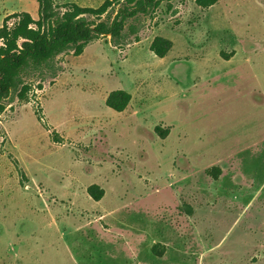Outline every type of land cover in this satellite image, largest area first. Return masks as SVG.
<instances>
[{"label":"rangeland","instance_id":"rangeland-1","mask_svg":"<svg viewBox=\"0 0 264 264\" xmlns=\"http://www.w3.org/2000/svg\"><path fill=\"white\" fill-rule=\"evenodd\" d=\"M21 12L38 19V2L0 0V28ZM126 32L24 74L29 102L5 101L0 264H264V186L220 196L204 168L234 154L264 183V0H162ZM115 90L132 95L123 112L106 105Z\"/></svg>","mask_w":264,"mask_h":264},{"label":"trees","instance_id":"trees-1","mask_svg":"<svg viewBox=\"0 0 264 264\" xmlns=\"http://www.w3.org/2000/svg\"><path fill=\"white\" fill-rule=\"evenodd\" d=\"M36 1L39 5L38 19L28 12L15 13L6 18L0 28V117L6 109L5 101L12 93L16 94L19 101L29 102L32 86L24 81V74L48 69L59 55L68 51L80 56L91 42L100 37H110L114 46L121 45L126 38L128 22L139 14H149L162 0H105L98 7L80 6L74 2L60 5L55 0ZM218 1L195 0V3L202 9H209ZM114 7L119 8L111 17L109 13ZM10 19L16 21L10 25ZM149 48L162 59L173 48V42L156 36ZM233 55L232 52L226 57ZM131 100L129 92L115 90L109 93L106 105L114 111L123 112ZM155 132L165 138L170 129L156 126ZM215 169L217 173L212 177L218 178L221 171ZM87 192L95 201H100L104 196V190L96 184L91 185ZM164 247L155 244L152 253L162 257Z\"/></svg>","mask_w":264,"mask_h":264},{"label":"crops","instance_id":"crops-1","mask_svg":"<svg viewBox=\"0 0 264 264\" xmlns=\"http://www.w3.org/2000/svg\"><path fill=\"white\" fill-rule=\"evenodd\" d=\"M225 155L204 163L206 169V178L214 186V191L220 196H233L238 192H244L250 196L257 197L260 195L264 183H259L254 175H248L239 167L238 156ZM218 168L221 173L218 178H213ZM210 170V173H207Z\"/></svg>","mask_w":264,"mask_h":264}]
</instances>
